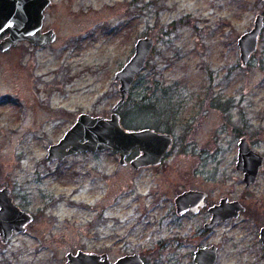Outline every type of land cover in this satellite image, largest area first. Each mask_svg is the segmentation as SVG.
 I'll return each instance as SVG.
<instances>
[{"label":"rangeland","instance_id":"obj_1","mask_svg":"<svg viewBox=\"0 0 264 264\" xmlns=\"http://www.w3.org/2000/svg\"><path fill=\"white\" fill-rule=\"evenodd\" d=\"M261 13L259 0H52L46 26L56 40L30 51L35 67L0 58V188L33 217L0 243V264H65L78 250L193 264L195 249L210 244L216 264H251L264 162L248 187L235 164L242 136L264 157V30L244 67L237 40ZM145 36L153 48L118 113L126 129L172 136L161 164L135 170L111 151L47 160L77 113L109 117L113 75ZM187 190L204 192L206 206L177 216L174 197ZM222 198L246 210L204 229Z\"/></svg>","mask_w":264,"mask_h":264},{"label":"water","instance_id":"obj_2","mask_svg":"<svg viewBox=\"0 0 264 264\" xmlns=\"http://www.w3.org/2000/svg\"><path fill=\"white\" fill-rule=\"evenodd\" d=\"M50 2L51 0H0V51L16 46L19 42L40 47L54 42L56 35L53 30L41 32L44 10ZM263 27L261 16H257L252 28L239 36L237 47L241 66H246L256 51ZM153 45L154 40L151 37L138 38L129 59L115 72L113 79L119 84V98L112 106L109 118L81 113L58 142L47 148L48 160L63 161L78 154L112 151L118 154V163L124 166L132 151L137 149L138 154L129 160L133 169L157 166L162 162L173 143L172 136L148 127L127 130L121 126L118 113L129 95L136 75L145 68ZM263 162L264 157L251 148L245 137H240L235 169L242 171L246 187L257 181ZM205 197L204 192L197 190L178 194L174 199L176 213L181 215L190 211L196 214L199 208L205 206ZM242 211L244 207L238 201L229 202L227 198H222L218 204L209 208L211 218L206 227H212L219 221L237 218ZM32 219L29 213L13 204L9 189H0L1 243L6 244L14 232H24ZM260 235L264 244V228ZM215 260V247L201 248L195 252L194 264H214ZM65 264H143V260L139 254L134 253L111 263L106 254L78 250L75 254H66Z\"/></svg>","mask_w":264,"mask_h":264},{"label":"flooded vegetation","instance_id":"obj_3","mask_svg":"<svg viewBox=\"0 0 264 264\" xmlns=\"http://www.w3.org/2000/svg\"><path fill=\"white\" fill-rule=\"evenodd\" d=\"M259 1H261L262 3H263V5H264V1L263 0H259ZM51 3H52V0H51V2H50V4H49V6L44 10V17H43V21H42V26H41V32L42 33H44V32H46V31H48V30H53V28L52 27H47L46 26V15H47V10L49 9V7H50V5H51ZM259 3V2H258ZM257 16H261V18H262V21H263V24H264V13H261V14H256L255 16H254V18H253V22H254V20H255V18L257 17ZM253 26V25H252ZM252 28V27H251ZM250 28V29H251ZM249 29V30H250ZM263 30H264V27H263V29H262V31H261V33H260V35H259V38H260V36H261V34L263 33ZM55 33V32H54ZM56 35V34H55ZM259 38H258V43H259ZM56 40V39H55ZM22 43H26V47L27 48H24L23 50H21V52L19 53V52H16V53H14L13 51H15L17 48H18V46H20V45H22ZM47 45H49V44H46V45H44V46H33V45H30L29 43H27V42H19L16 46H13V47H10V48H8L7 50H5V51H0V58H3V57H7V56H10V55H15V57L12 59V61H13V64L14 65H16L17 67H21V68H30V67H32V68H34L35 67V65L34 64H31V62L29 61V59H28V56H29V53H30V51H35V50H37V49H40V48H43V47H45V46H47ZM257 47H258V45H257ZM257 50V49H256ZM256 52V51H255ZM254 52V53H255ZM253 53V54H254ZM252 54V55H253ZM251 55V56H252ZM20 56H22L23 57V60H27L28 62H26L25 64L24 63H21V61L19 60V57ZM250 59H251V57H250ZM17 62V63H16ZM249 62H250V60H249ZM1 70V69H0ZM138 75V74H137ZM137 75H136V77H137ZM136 79V78H135ZM37 80H34V79H32V87H33V95H35V94H38L37 93V91H36V88H37ZM9 101V100H8ZM81 113H83V112H81ZM80 113H77L76 114V117H75V120H74V122L77 120V118H78V115H79ZM67 130V129H66ZM65 130V131H66ZM240 139V138H239ZM239 139H238V141H239ZM56 143V142H55ZM54 144V143H53ZM50 145H52V144H50ZM49 145V146H50ZM48 146V147H49ZM50 161V160H49ZM52 162H57V161H52ZM2 188H7V187H2ZM2 188H0V189H2ZM7 189H9V188H7ZM10 190V189H9ZM177 196V195H176ZM175 196V197H176ZM10 197H11V195H10ZM175 197H174V199H175ZM206 198V197H205ZM11 199H12V197H11ZM221 200V199H220ZM12 202H13V199H12ZM204 202H205V199H204ZM230 202V201H229ZM13 204L15 205V203L13 202ZM241 204V203H240ZM214 205H216V204H214ZM214 205H212V206H214ZM242 205V204H241ZM16 206V205H15ZM205 206H206V203H205ZM204 206V207H205ZM212 206H210V207H212ZM243 206V205H242ZM204 207H202V208H199V211L196 213V214H193V213H191L190 211H187V212H185V213H183V214H181V215H178L177 213H176V210H175V214L177 215V216H186L187 215V213H190V214H192V215H197L199 212H200V210L201 209H203ZM210 207H208V212H209V208ZM244 207V206H243ZM19 208V207H18ZM20 209V208H19ZM174 209H175V204H174ZM244 209H245V207H244ZM21 210V209H20ZM246 210V209H245ZM244 210V211H245ZM248 210V209H247ZM23 211V210H22ZM244 211H242V212H244ZM210 213V212H209ZM241 213V212H240ZM240 213H239V215H240ZM211 214V213H210ZM252 216H257V214H256V212L252 215ZM261 216H262V220L259 222V223H256V226H255V228L252 230V232H253V234L255 235L254 236V243H253V246H254V248H255V251H254V255H255V259L251 262V264H264V244H263V241L261 240V235H260V233H261V229L262 228H264V212L261 214ZM210 218H211V215H210V217H209V219H208V221L207 222H209V220H210ZM231 219H235V218H231ZM228 220H230V219H228ZM227 221V220H226ZM206 221L203 223V228L204 229H206V230H209V229H212L216 224H218V223H220L221 221H219V222H217L214 226H212V227H209V228H207L206 227V223H207ZM25 232V231H24ZM0 243H1V241H0ZM1 244H3V243H1ZM7 244V243H6ZM206 247H215L216 248V260H215V263L214 264H216V262H217V256H218V248H217V246L216 245H213V244H210L209 246H206V245H204V246H201V247H197L196 249H195V251L193 252V256H192V259H193V264H194V256H195V252L198 250V249H201V248H206ZM90 252H92V253H96V254H99V255H102V254H106L107 255V258L111 261V262H114V261H116L118 258H120V257H123V256H125V255H128V254H122V255H120V256H118L117 258H114V259H112L111 257H110V252L109 251H101V252H95V251H90ZM133 253H137V252H132V253H129V254H133ZM137 254H139L140 255V257L143 255L142 253H137ZM142 258V260H143V264H144V259H143V257H141Z\"/></svg>","mask_w":264,"mask_h":264},{"label":"trees","instance_id":"obj_4","mask_svg":"<svg viewBox=\"0 0 264 264\" xmlns=\"http://www.w3.org/2000/svg\"><path fill=\"white\" fill-rule=\"evenodd\" d=\"M128 130H131V129H128ZM134 130V129H133Z\"/></svg>","mask_w":264,"mask_h":264}]
</instances>
